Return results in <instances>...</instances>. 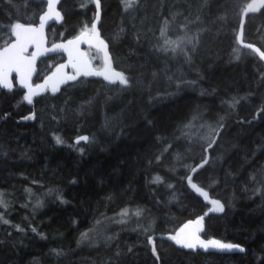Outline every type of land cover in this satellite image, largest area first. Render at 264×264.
<instances>
[{"label": "trees", "instance_id": "1", "mask_svg": "<svg viewBox=\"0 0 264 264\" xmlns=\"http://www.w3.org/2000/svg\"><path fill=\"white\" fill-rule=\"evenodd\" d=\"M250 1L101 0V34L128 86L84 76L33 103L17 82L0 88V264H264V61L238 40ZM46 6L0 0V46ZM59 8L51 43L91 30L93 0ZM245 40L264 50V8L248 16ZM83 133L91 140L76 151ZM206 213L203 236L243 251L169 238Z\"/></svg>", "mask_w": 264, "mask_h": 264}, {"label": "water", "instance_id": "2", "mask_svg": "<svg viewBox=\"0 0 264 264\" xmlns=\"http://www.w3.org/2000/svg\"><path fill=\"white\" fill-rule=\"evenodd\" d=\"M60 1L61 0H58V2L53 5V7L56 11H58L60 13L61 18L57 19L56 16L53 14L51 16V18H46L44 20V26L42 29L43 38H42V41L40 42L39 52H38V49H37V46L35 43L28 44L26 52H25V55L28 57H31V55L33 53L38 52L35 60L32 63V70H31L30 74L28 75V78L26 81L27 85L31 86V90L34 93L32 95V102L31 103L34 102V97L45 93L48 89L57 91L62 86H64L65 84L72 82L73 80L67 79L69 76H76V80H78L84 76L102 78L106 82L109 83V81L104 78L106 67H109L114 72L122 73L119 69L114 67L109 43L103 38V36L101 34V30L99 27V24L101 21V16H102L101 0H100V7H99V9H97V12L99 14V20L98 21H96V19L94 20V22L96 23V33L97 34H93L91 30H85V31L79 33L78 35L71 37L69 39L60 40V41L50 43V37L48 34L50 27L54 24L60 23L63 20L62 11L59 8ZM46 2H47V0H46ZM249 5H252L255 10L249 11L248 10ZM263 8H264V6H262L259 3V0H255V2H254V0H251L245 6V8L242 12L240 28H239V32H238L239 43L244 47H248V45H252L253 47H251V48L253 50H255V51H256V49L259 50L256 52L259 54L260 57H261L260 53H264V50L258 44L245 40V26H246L248 16L251 15L252 13L261 12V10ZM47 11H48V5L46 6L45 11L41 14L39 22H37V23H25L23 25L31 26L33 28L39 29L40 24H41V17L44 16ZM96 16H97V13H96ZM69 41H72L73 43L69 44L68 43ZM100 41H103V44H101ZM15 42H16V36L13 33V39L11 41H9L8 43H6L5 45L0 46V52H2L5 48L10 47L11 44H13ZM57 45H60L61 47H56ZM87 47H94L95 49L99 50L102 53L103 60H104V66L103 67H95L93 65L91 57L88 53ZM77 50L80 53L84 54L83 59L87 61V67H82V66L79 67V72H78L77 68L73 67V63H74L73 58L76 56ZM69 52L72 53L71 57L69 55ZM58 53H62L65 56V60L55 70H53L50 74H48L41 82H39L38 84H34L33 79H34V76L36 74L40 60L44 57H47V56H50L53 54H58ZM263 61H264V59H263ZM69 68H73L74 71H69ZM85 73H88V74H85ZM14 76H16V81L18 82V84L20 86H22L25 89L26 95H28L29 94V87L25 86V83L21 82V74L15 70H12L8 74V86L5 87L3 85H0V87L3 89H8V88L12 87L15 84V81L13 78ZM76 80H74V81H76ZM89 136L90 135L88 133H83V134L77 135L74 138V141L77 143H80V142L86 141V140L80 139L81 137L89 138ZM192 183H194V182H192ZM199 188H201V187H199ZM203 191L208 194V192L205 191L204 189H203ZM200 195H202V194H200ZM205 200H207L209 202L217 201V200L212 199L209 194H208V198ZM220 205H221V203H220ZM213 206L215 209L216 206L214 204H213ZM206 216H207V213L198 217L197 219H194V220L186 223L180 229L179 237L184 238V237H188V236H193V234H194V237H198L200 241H204L206 244L208 241L214 240V241H218L220 244L232 245L233 247L232 248H217V247H213V246L209 245L207 248H204V247H201L199 243H196V247L194 249H189V248H186V249L191 250V251L200 250L203 252H220V253H233L235 251H241L240 250L241 248L237 245L226 244V243H224V242H222L216 238L204 237L202 232H203V229L205 227ZM196 221H199V224H197ZM181 230H183V231H181ZM193 242H195L194 238H193Z\"/></svg>", "mask_w": 264, "mask_h": 264}, {"label": "snow or ice", "instance_id": "3", "mask_svg": "<svg viewBox=\"0 0 264 264\" xmlns=\"http://www.w3.org/2000/svg\"><path fill=\"white\" fill-rule=\"evenodd\" d=\"M58 0H47V5H48V11L45 13L44 16L41 17V24L40 28H33L31 26H25L21 23H16L14 26H12V31L14 32L16 36V42L11 44L10 47L5 48L2 52H0V85H3L5 87L8 86V74L12 70H15L21 74V82L25 83V86L29 87V94L24 97L25 100L28 101V103L32 102V95L34 94L31 90V86L27 85L26 81L28 78V75L30 74L32 70V63L36 58V55L39 52V47H40V42L42 41V29L44 26V20L46 18H51V16L54 14L57 19H60V13L56 11L53 7L54 4H56ZM93 2L96 4L97 9L100 7V0H93ZM255 2V0H254ZM259 3L264 6V0H259ZM126 7H131V0H126ZM249 11L255 10L252 5L248 6ZM96 21L99 20V14L97 12L96 16ZM91 31L93 34L96 33V23L94 22L92 24ZM30 43H35L38 49L37 53H33L31 57H28L25 55L27 45ZM69 44H72V41L68 42ZM101 44H103V41H100ZM56 47H61L60 45H57ZM106 47V46H105ZM249 48L253 47L252 45H248ZM256 51H259L256 49ZM70 57L72 56V53L69 52ZM261 58L264 59V53H260ZM84 54L80 53L77 50L76 56L73 58L74 63L73 67L78 69L79 72V67H87V61L83 59ZM88 74V73H85ZM104 78L109 81V83L115 84L117 81L119 82L120 85L122 86H128L129 81L128 79L122 74V73H117L112 71L109 67L105 68V75ZM68 80H76V76H69L67 78ZM80 139L82 140H87V137H81ZM57 143H61L62 141L60 140L59 137L56 138ZM207 163V161H205ZM202 166V165H201ZM195 171V169H193ZM159 179V178H157ZM188 181L193 187L195 191L198 193L202 194L205 199L208 198V194L203 191V189L199 188L196 184L192 183V178L188 177ZM212 204H214L215 211H223V206L220 205L219 201H211ZM0 206H4V203L2 200H0ZM125 215L127 213H124ZM139 215V213H137ZM2 218V217H0ZM202 219V218H201ZM7 223V221H4ZM197 224H199V221H196ZM183 231V230H181ZM170 239L174 240L176 244L181 245L182 247L189 248V249H194L196 247V243H199L201 247L207 248L209 245L217 248H232V245H223L220 244L218 241H208L207 244L204 241H200L198 237L193 236H188L184 238H180L179 234L175 236H170ZM193 238L195 242H193ZM149 242L153 243L152 239L149 238ZM243 251V249H240ZM153 254H156V248L153 243V248H152ZM157 259H159L157 255Z\"/></svg>", "mask_w": 264, "mask_h": 264}, {"label": "rangeland", "instance_id": "4", "mask_svg": "<svg viewBox=\"0 0 264 264\" xmlns=\"http://www.w3.org/2000/svg\"><path fill=\"white\" fill-rule=\"evenodd\" d=\"M60 56H58V58H59ZM57 60V58H55V59H51V60H48L47 61V64H48V67H51L53 64H54V62ZM112 124H109L108 123V125L107 126H105V131L107 132V133H110L111 131H112ZM91 140V137L90 138H88L86 141H90ZM86 141H83V142H80V143H77V142H75L74 144H72V147L76 150V151H81V152H85L86 151V145H85V142ZM97 142V138L96 139H94V141H93V143L95 144Z\"/></svg>", "mask_w": 264, "mask_h": 264}, {"label": "flooded vegetation", "instance_id": "5", "mask_svg": "<svg viewBox=\"0 0 264 264\" xmlns=\"http://www.w3.org/2000/svg\"><path fill=\"white\" fill-rule=\"evenodd\" d=\"M11 40H12V39H11ZM11 40H10V41H11ZM50 43H51V42H50ZM54 55H56V56H55V57L57 58L56 61H59V62L57 63V66H56L53 70H55V69H56V68H57V67H58V66H59V65L65 60V56H64L62 53L53 54V55H50V56H47V57H44V58L41 59V60H43V59L49 58V57L54 56ZM58 56H60V57L58 58ZM51 59H53V58H51ZM41 60H40V61H41ZM56 61H55V62H56ZM55 62H54V64H53L51 67H53V66L55 65ZM39 63H40V62H39ZM38 65H39V64H38ZM38 67H39V66H38ZM51 67H50V68H51ZM53 70H52V71H53ZM37 71H38V68H37ZM37 71H36V73H37ZM52 71H51V72H52ZM69 71H74V69H73V68H69ZM51 72H50V73H51ZM50 73H49V74H50ZM35 75H36V74H35ZM46 76H47V75H46ZM46 76H44V77H43L41 80H39L38 82H35L34 79H33V83H34V84H38V83L41 82ZM13 78H14V81H15V83H16V82H17V81H16V76H14ZM34 78H35V76H34ZM17 83H18V82H17ZM14 85H15V84H14ZM14 85H13V86H14ZM13 86H12V87H13ZM0 88H1V87H0ZM10 88H11V87H10ZM8 89H9V88H8ZM48 90H50V89H48ZM25 95H26V91H25ZM34 98H35V97H34Z\"/></svg>", "mask_w": 264, "mask_h": 264}, {"label": "bare ground", "instance_id": "6", "mask_svg": "<svg viewBox=\"0 0 264 264\" xmlns=\"http://www.w3.org/2000/svg\"><path fill=\"white\" fill-rule=\"evenodd\" d=\"M152 26H154V25H152ZM150 29H152V28L150 27ZM150 31H151V30H150ZM157 31H158V30H157ZM156 34H158V33H156ZM162 49H163V48H162ZM160 52H161V51H160ZM162 53H164V52H162ZM165 79L167 80L166 77H165ZM165 79H163V80H165ZM170 79H171V78H170ZM173 80H174V78H173ZM170 81H171V80H170ZM174 81H175V80H174ZM73 82H74V81H73ZM167 82H169V80H167ZM155 83H156V82H155ZM166 84H167V83H166ZM168 84H170V83H168ZM168 84L166 85V87L168 86ZM171 85H172V84H171ZM158 86H159V85H158ZM177 87H179V86L177 85ZM167 88H168V87H167ZM171 88H172V87H171ZM175 88H176V86H175ZM176 90H179V89L176 88ZM176 90H175V91H176ZM175 91H174V93H175ZM162 92H163V91H161L160 94L163 96L164 94H162ZM178 92H179V91H178ZM178 92H177V93H178ZM163 93H164V92H163ZM167 93H168V92H167ZM167 93L165 92V95H166ZM170 93H171V92H170ZM170 93H169V94H170ZM161 95H160V96H161ZM170 95H172V94H170ZM160 96H159V97H160ZM162 96H161V97H162ZM172 97H173V96H172ZM163 98H166V97H163ZM171 99H172V98H171ZM173 99H174V98H173ZM75 115H76V114H75ZM72 116H73V115H72ZM72 116H71V117H72ZM73 117H74V116H73ZM73 117H72V118H73ZM75 117H76V116H75ZM77 119H78V118H77ZM70 120H71V118H70ZM74 120H75V119H74ZM74 120H73V121H74ZM210 197H211V196H210ZM211 198H212V197H211ZM178 207H180V206H178ZM181 208H182V206H181ZM182 209H183V208H182ZM182 209H181V210H182ZM194 252H195V251H194ZM196 252H197V251H196ZM216 253H217V252H216ZM191 254H192V253H191ZM222 254H223V253H222ZM190 261H191V260H190Z\"/></svg>", "mask_w": 264, "mask_h": 264}]
</instances>
